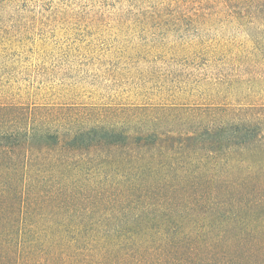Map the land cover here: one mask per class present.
I'll list each match as a JSON object with an SVG mask.
<instances>
[{"label": "trees", "instance_id": "obj_1", "mask_svg": "<svg viewBox=\"0 0 264 264\" xmlns=\"http://www.w3.org/2000/svg\"><path fill=\"white\" fill-rule=\"evenodd\" d=\"M208 110L160 131L0 104V241L17 264H264V106Z\"/></svg>", "mask_w": 264, "mask_h": 264}, {"label": "rangeland", "instance_id": "obj_2", "mask_svg": "<svg viewBox=\"0 0 264 264\" xmlns=\"http://www.w3.org/2000/svg\"><path fill=\"white\" fill-rule=\"evenodd\" d=\"M261 2L0 0V104L123 112L160 131L264 106ZM14 242L0 262L18 263Z\"/></svg>", "mask_w": 264, "mask_h": 264}]
</instances>
